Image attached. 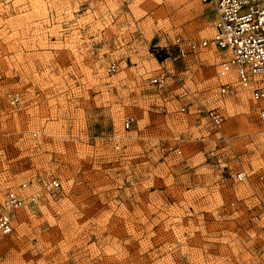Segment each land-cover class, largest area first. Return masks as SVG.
<instances>
[{
	"label": "rangeland",
	"instance_id": "rangeland-1",
	"mask_svg": "<svg viewBox=\"0 0 264 264\" xmlns=\"http://www.w3.org/2000/svg\"><path fill=\"white\" fill-rule=\"evenodd\" d=\"M213 20L200 0H0V195L61 184L0 234V264H264V132L248 89L218 95L215 47L151 81L158 49L208 38Z\"/></svg>",
	"mask_w": 264,
	"mask_h": 264
},
{
	"label": "built area",
	"instance_id": "built-area-1",
	"mask_svg": "<svg viewBox=\"0 0 264 264\" xmlns=\"http://www.w3.org/2000/svg\"><path fill=\"white\" fill-rule=\"evenodd\" d=\"M200 1L207 4L214 13L212 34L197 42H189L187 48L180 38H176L174 44L177 54L174 55L167 48L158 49L156 55L159 58L160 72L151 81L155 85L164 86L170 80H178V73L172 64L185 56L186 49L193 52L205 47H215L223 51L226 57L219 63L216 72L219 80L218 95L236 96L237 85L248 89L253 102L252 110L264 132V0ZM114 70L115 65L111 64L108 71ZM7 98L9 104L19 105L21 94L10 92ZM205 117L210 127L217 130L224 120L218 107L208 108ZM123 123L128 128L131 118L125 117ZM236 179L242 181L244 174L237 173ZM60 188L57 178L27 179L16 187L8 188L0 195V234L12 233L17 212L27 204L37 203L41 195H54Z\"/></svg>",
	"mask_w": 264,
	"mask_h": 264
}]
</instances>
